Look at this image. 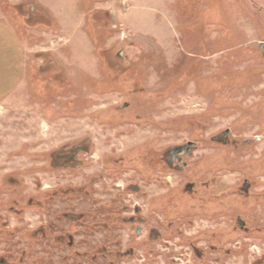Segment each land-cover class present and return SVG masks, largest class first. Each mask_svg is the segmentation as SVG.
<instances>
[{
  "label": "rangeland",
  "instance_id": "rangeland-1",
  "mask_svg": "<svg viewBox=\"0 0 264 264\" xmlns=\"http://www.w3.org/2000/svg\"><path fill=\"white\" fill-rule=\"evenodd\" d=\"M0 264H264V0H0Z\"/></svg>",
  "mask_w": 264,
  "mask_h": 264
},
{
  "label": "flooded vegetation",
  "instance_id": "flooded-vegetation-1",
  "mask_svg": "<svg viewBox=\"0 0 264 264\" xmlns=\"http://www.w3.org/2000/svg\"><path fill=\"white\" fill-rule=\"evenodd\" d=\"M228 132H229V130L225 131L226 134H228ZM193 148H194V142L193 141H187V142L182 143V144L172 145L169 147L168 150H165L163 152V154L160 155L159 159L163 160V162H165L169 168H176V169L180 168V169H182L188 165L185 158L192 155ZM166 181H168V183H169L170 180L168 178H166ZM193 184H194V182L192 180H190L188 178L182 179L179 177L176 179V182H175L174 186H172V188H167L165 190V192H162L157 197L162 198L164 196H169L173 190H175L181 186H182L183 190L187 191L186 190L187 187L191 186L193 188ZM159 207L162 208L163 205L160 204Z\"/></svg>",
  "mask_w": 264,
  "mask_h": 264
},
{
  "label": "crops",
  "instance_id": "crops-1",
  "mask_svg": "<svg viewBox=\"0 0 264 264\" xmlns=\"http://www.w3.org/2000/svg\"><path fill=\"white\" fill-rule=\"evenodd\" d=\"M20 44V43H19ZM20 49L19 51L22 53V66L24 67V72L28 73L30 67H29V64H28V58H29V55H30V48L28 45H22L20 44Z\"/></svg>",
  "mask_w": 264,
  "mask_h": 264
}]
</instances>
